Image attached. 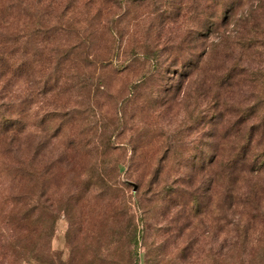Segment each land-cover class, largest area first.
Returning <instances> with one entry per match:
<instances>
[{"label": "trees", "instance_id": "16d2710c", "mask_svg": "<svg viewBox=\"0 0 264 264\" xmlns=\"http://www.w3.org/2000/svg\"><path fill=\"white\" fill-rule=\"evenodd\" d=\"M122 1L0 0V156H6L10 162L8 168L13 165L14 180L18 182L17 191L6 199L10 205L3 216L9 232L8 245L12 248L6 264H13L16 259L18 264H62V259L47 249L56 216L61 212L76 215L78 210L81 214L79 205L92 186L107 182L105 175L94 174L83 183L79 182L78 190L73 191L67 200L54 199L55 192L47 194L45 189L56 176L62 178L64 173H71L72 164L67 155L73 147L68 144L52 159L41 158V149L45 150L48 143L33 141L36 113L33 112L32 98L40 81L44 85L42 92L53 90L56 96L62 95L68 85L62 78L75 74L76 63L86 62L89 51L93 52L94 31L90 28L84 29L83 33L75 32V42L71 43L69 30L73 22L62 23L67 14L73 9L91 8L94 3L102 2L100 8L94 7L101 9V15L102 10L113 9ZM138 1L146 0H133V4ZM150 1L165 5L162 15L166 13L157 38L154 37L153 50L149 54L137 52L136 48L123 52H129L131 60L139 59L138 56L148 57L161 82L178 63H182L183 72L186 66L193 70L188 76L198 72L193 92L198 105H204L199 123L212 124L217 130L225 119L222 133L227 138L221 142L225 145L214 144L209 155L202 150L203 143L194 146L197 153L189 162L180 164V167L189 169V173L178 174L158 192L165 205L164 216L172 214L174 217L179 211L187 222L190 218H199L209 240L203 242L200 236L189 237L192 234L186 235L185 230L192 226L183 223L179 237L187 236L188 241H182L185 246L178 254L167 256L165 248L159 246V255L148 257L146 264H198L205 251L209 256L208 264H264V0H258L257 5L234 20V31H228L227 26L244 0ZM108 2L113 5L104 6ZM11 9H17L18 16L9 11ZM129 13L126 9L117 20H103L108 26L116 23L118 30L112 26V36L122 34L119 21ZM182 13L190 25L187 23L174 36H164L168 22H177ZM94 19L95 16L88 22L92 25ZM146 23L144 34L140 37L137 33L143 43L150 40V31L155 27V20ZM97 24L100 27V22ZM224 25L225 31L220 34ZM15 28L18 32L14 31ZM212 32L218 34V39L208 43ZM206 56V67L202 70ZM120 66L118 70L124 65ZM8 73L11 77L18 73V80L26 78L27 86L23 91L18 88V97L2 85V77ZM160 86L162 84L158 83V88ZM245 86L252 88L250 95L241 92L242 97L236 98ZM99 89L108 91V86L100 84ZM158 90L161 92L162 87ZM60 113L58 110L45 111L40 121L46 123L59 117ZM64 123L61 121L54 137L61 133ZM213 135L214 132L209 137ZM161 165L162 162L158 161L152 170L155 181L160 176ZM131 166H134L133 160H130ZM37 185L45 190L41 193L46 196L43 203L37 199ZM113 205V202L109 204V219L118 216ZM133 226V239L138 243L139 231L136 225ZM81 228L80 224L73 226L77 233ZM196 244L200 246L199 254L189 256L188 253L195 251Z\"/></svg>", "mask_w": 264, "mask_h": 264}, {"label": "rangeland", "instance_id": "374dc122", "mask_svg": "<svg viewBox=\"0 0 264 264\" xmlns=\"http://www.w3.org/2000/svg\"><path fill=\"white\" fill-rule=\"evenodd\" d=\"M101 3H94L91 8L73 9L67 14V19L62 21L63 25L73 22L69 30L72 33L69 38L73 40L71 43L75 42V32L83 33L87 28L94 31L92 35L95 43L93 52L89 51L88 60L76 63L73 69L75 74L62 78L68 82L62 95L56 96L53 90L42 92L44 85L40 81L32 98L33 112L36 113V125L32 128L33 141L48 143L45 150L41 149V158L52 159L60 155L68 144L73 147L67 155L72 164L71 173L63 172L65 176L62 178L56 176L45 189L47 194L55 192L54 199L61 197L67 200L73 191L78 190L76 186L79 182L83 183L91 175H105L107 181L99 182L88 191L83 204L79 205L81 214L78 210L76 215L74 212H61L56 216L55 228L47 249L58 259H62V264H146L148 257L159 255V246L165 248L167 256L174 257L178 254L185 246L182 241H188L187 236L179 237L183 223L192 226L188 231L185 230L186 235L192 234L189 237L200 236L201 241L204 239L203 242L209 240L205 226L199 224V218H190L187 222L179 211L174 217H171L172 214L164 216L166 209L158 192L164 190V186L171 183L178 174L184 176L189 173V169L180 167V164L189 162L197 153L194 146L203 143L202 150L209 155L214 144L219 147L225 145L221 144L227 138L222 133L226 126L225 119L220 122L217 130L212 124L206 126L205 123H199L204 105H198L193 92L198 72L188 76L193 70L186 66L183 72L182 63H178L172 66L161 82L148 57L145 59L144 56H138L139 59L131 60L129 52H123L125 49L136 48L137 52L149 54L153 50L154 37L157 38L158 28L166 15H162L165 5L159 1L153 3L146 0L133 4V0H123L119 2V7L102 10L100 15L101 9L94 7L100 8ZM258 3V0H244L236 9L235 15L231 16L227 30L234 31V20ZM108 5L113 4L108 2L104 6ZM126 9L129 10V15L123 16L119 21L122 34L112 36V26L115 31L118 30L116 23H109L108 26L103 20H117ZM9 11L17 15V9ZM183 14L177 22H168L170 24L165 27L167 31H164V36H174L187 23L190 25ZM94 16L96 19L91 25L89 20ZM15 20L17 28L18 21ZM154 20L155 27L148 37L150 40L144 43L139 41L137 33L141 37L148 26L146 22ZM99 22L100 27L97 24ZM16 28L14 31L18 32ZM225 28L224 25L220 29V34ZM217 39L218 34L212 32L207 42ZM118 51L119 55L113 54ZM16 58L17 62L18 54ZM207 58L206 56L203 60L202 70L206 67ZM120 65L124 66L118 70ZM2 79V85H6L7 90L17 97L18 88L23 91L27 86L25 77L18 80V73L14 77L8 73ZM158 83L162 84L159 87L160 90L162 87L161 92L158 90ZM100 84L107 85L108 91L99 89ZM251 91V87L245 86L236 98L242 97L241 92L249 96ZM55 110L61 112L60 116L42 124L40 119L44 112ZM61 121H65L64 127L54 137ZM213 132L214 135L209 137ZM47 134L48 137L45 138ZM134 147L136 150H133ZM130 160H133L134 166L130 167ZM158 161L162 162V168L155 181L152 170ZM8 163L10 162L6 156H0V264L7 263L9 251L12 250L8 245L9 232L3 218L10 205L6 203V199L18 189V182L14 180L15 174L11 168L13 165L8 168ZM45 190L42 191L39 185L36 187L40 203L46 199V196H41ZM112 202L118 213L116 219L108 218L111 209L109 204ZM78 224L82 225L79 233L73 229ZM133 224L139 231L136 238L138 243L133 239ZM193 250L195 251L188 255L195 257L194 254H199L200 246L196 244ZM206 254L205 251L201 255L198 264H208L209 256ZM13 264H18V259Z\"/></svg>", "mask_w": 264, "mask_h": 264}]
</instances>
